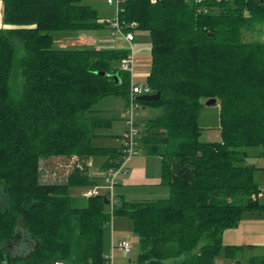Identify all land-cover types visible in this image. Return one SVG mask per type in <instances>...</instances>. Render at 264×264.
Segmentation results:
<instances>
[{"label": "trees", "instance_id": "trees-1", "mask_svg": "<svg viewBox=\"0 0 264 264\" xmlns=\"http://www.w3.org/2000/svg\"><path fill=\"white\" fill-rule=\"evenodd\" d=\"M2 2L0 264H103L113 215L132 221L142 264H215L222 253L235 263L256 248L225 244L223 236L244 213L264 210L261 167L248 150L264 155V0L121 1L122 27L151 37L147 84L161 96L138 102L161 113L137 119V146L161 158L170 196H122L113 213L102 194L79 205L70 190L96 184L93 158H104L105 172L124 161V146L94 143L114 120L93 111L109 96L128 105L131 76L116 62L129 49L54 45L66 32L110 27L85 0ZM212 98L220 107L217 142L201 140L200 116ZM52 160H64L58 167L67 175L43 183L42 163ZM247 264H264V253Z\"/></svg>", "mask_w": 264, "mask_h": 264}, {"label": "rangeland", "instance_id": "rangeland-1", "mask_svg": "<svg viewBox=\"0 0 264 264\" xmlns=\"http://www.w3.org/2000/svg\"><path fill=\"white\" fill-rule=\"evenodd\" d=\"M85 2L93 5L98 11L102 19L113 18L116 15V6L114 4H109L107 0H85ZM2 8V9H1ZM0 10L3 16V2L0 0ZM3 27H5L4 21H2ZM264 35V27L262 28ZM134 32L135 41L132 44L131 53H134V63L131 64L127 69L124 67L125 60L116 62V66L120 69L129 71L131 76V84H138L144 86L147 84V76L151 70V37L148 32H142L139 30L129 31ZM66 35H60L55 39L54 45L61 47V42L58 40L63 38L67 46L64 47H76L93 42L92 44L96 47H118L121 44H127L128 42L123 36L117 34L116 36L112 34L111 26L100 28L98 30H80V31H70L64 33ZM64 36V37H63ZM90 36V37H87ZM63 37V38H62ZM254 34L248 36V38H256ZM263 37V36H262ZM59 38V39H58ZM264 39V37H263ZM80 40L82 44L76 42ZM85 42V43H84ZM63 47V46H62ZM20 78L18 76L17 85L20 84ZM117 100H125L121 96H109L106 99L99 102L95 107H105L109 108L112 102ZM137 119H142L147 116H153L161 113V109H155L153 107H140L137 108ZM110 116H115V119L110 128H103V132L109 135L99 137L94 140V143L98 146H123L125 142V133L127 130L125 119L128 117L126 112V103L124 108L119 109L117 113H110ZM219 114L220 107L219 104L206 105L200 116V125L203 127L201 140L207 142H217L221 140V132L219 129ZM139 130L141 129L138 125ZM250 152V163L261 167L256 173V180L259 184L261 193L259 194L260 203L264 204V155H261L260 148L253 147L248 149ZM135 155L145 154L142 147L138 145L136 147ZM156 158L155 167L144 166L138 171H142L144 168L148 171L151 169L156 170L155 173L161 169L160 181L157 185L148 186L147 180L143 178V175H139L133 179L136 183H144V185H132L129 187H124V176L123 172L116 178V186L114 188V194L116 199H121L123 195L127 201H140L148 199H159L166 198L170 196V188L162 183V163L161 160ZM130 160V159H129ZM102 158L96 157L91 160V165L89 167V172L91 177L96 181V184L87 185H75L71 187V194L76 198L79 205H84L86 203L87 194L93 191L95 188L99 189L100 194L107 195L110 192V188L106 183L105 174H102ZM64 160H52L42 163V175L40 180L43 183H56L61 182L65 179L67 172L64 169L59 168L58 164L63 163ZM126 167V166H125ZM136 172V170L134 171ZM145 173V170L143 171ZM50 173V174H48ZM106 173V172H105ZM133 173V172H132ZM142 173V172H141ZM48 174V175H46ZM165 193V194H164ZM123 194V195H122ZM111 209V207H110ZM128 239L132 243V251L130 253H125L118 247L121 240ZM223 240L225 244H235L238 246H256L255 249H246L245 252L239 255V259H235V264L240 262V264H247V259L252 254H262L264 253V210L256 212H246L242 216L238 225L227 229L224 233ZM116 247L113 249V256L116 264H142L138 262V256L141 253V241L138 234L134 231L132 221L123 215H113L111 220V226L105 232V253L112 254V246ZM232 261L227 259L224 253L220 254L215 259V264H231Z\"/></svg>", "mask_w": 264, "mask_h": 264}, {"label": "built area", "instance_id": "built-area-1", "mask_svg": "<svg viewBox=\"0 0 264 264\" xmlns=\"http://www.w3.org/2000/svg\"><path fill=\"white\" fill-rule=\"evenodd\" d=\"M109 4H114L116 6V15L113 18H104L101 20V22H106L110 24L112 29L113 35H121L124 37L125 40H127L130 44H132V41L135 38L134 32L126 31L118 18V10L120 7V3L122 0H107ZM156 1V0H153ZM201 1V0H198ZM129 54L124 59V67L127 69L131 64L134 63V53H131L132 45L129 46ZM131 96L128 102V105L126 106V112L128 113V117L125 119V124L127 127L126 133H125V142H124V148H125V157L124 161L118 168H110L105 173V180L107 185L110 188V192L108 195V199L110 200L109 206L111 207V211L113 213V209L115 204H117L119 201L115 198L114 194V188L116 186V178L118 174H120V171H124L126 163L129 161V159L135 155L136 147H137V136L139 135V128L137 125V108H140L139 102L136 100V97L142 94H151V88L148 84L144 86H140L138 84L131 85ZM74 160L77 162V166H81V164L78 162L77 157H74ZM91 164V160L89 161L88 165ZM89 167V166H88ZM100 194L99 189L95 188L93 191L87 194V196ZM111 226V225H110ZM116 246H112V254H105V260L103 264H116L114 256H113V249ZM118 247L123 250L125 253H130L132 251V243L128 239L121 240L118 244ZM1 264H7L6 262H2ZM54 264H66L63 260H56Z\"/></svg>", "mask_w": 264, "mask_h": 264}, {"label": "crops", "instance_id": "crops-1", "mask_svg": "<svg viewBox=\"0 0 264 264\" xmlns=\"http://www.w3.org/2000/svg\"><path fill=\"white\" fill-rule=\"evenodd\" d=\"M2 21H3V16H2V13H1V10H0V27H3ZM62 35H66V34H62ZM61 36H58V37H61ZM87 37H90V36H87ZM135 39H136V37L134 38V40L132 41V43L135 41ZM63 40H65V39L63 38ZM63 40H61V39L58 40L59 42H61V45L60 46H63V47L64 46H67L66 43H64L65 41H63ZM94 41L95 40L93 39V42ZM76 42L82 44V42H80V40H77ZM93 42H91V43H88L87 42L86 44H92ZM129 44L130 43L128 42L127 44H121L118 47L127 48L128 49L129 46H130ZM97 48H100V47H97ZM104 99H106V98H104ZM125 103H126V100H117L116 102H112L111 105H109V108L105 107L104 110L102 109V107H95L93 113L94 114H98V115H100L102 117L111 118V119L114 120L115 119V116H113V115L110 116L111 115L110 113L111 112L113 114L114 113H117L119 111V109L124 108ZM111 126H112V124L111 125H108V127H105V129L106 128H110ZM100 132L104 133L103 132V129H101ZM104 134H106V133H104ZM107 135H109V134H107ZM155 157H158V159L161 160V158L159 156H157V155H150V154H147V153L142 154V155H140V154L133 155L130 158V160L125 165L126 166L125 167L126 170L123 172L124 173L123 174L124 176H122L124 178V185L123 186L124 187H129V186H132V185H142L143 186L144 185L143 182L142 183H136V182L133 181V179L136 178L139 175V173L143 175V178L145 180H147L148 182H151V183H148V186L157 185L159 183V181H160L161 169L158 171V173H155L156 170H154V169H151L152 170V173H151V171H148V173H147V170L145 168L142 171H138L139 169L141 170V168L144 167V166H150V165H152V166L155 167V165H156L155 163L157 161ZM101 162L103 164L104 158H102V161ZM90 165H88V166L90 167ZM89 167H88V172H89ZM135 170H136V172H134ZM144 170H145V173L143 172ZM101 171H102V174H105V171H103L102 169H101ZM89 174L91 176V173L90 172H89ZM119 175H122V174H119ZM123 196H125V195H123ZM237 263L240 264V262H237ZM231 264H235V263L232 262Z\"/></svg>", "mask_w": 264, "mask_h": 264}, {"label": "water", "instance_id": "water-1", "mask_svg": "<svg viewBox=\"0 0 264 264\" xmlns=\"http://www.w3.org/2000/svg\"><path fill=\"white\" fill-rule=\"evenodd\" d=\"M113 77H115L117 79V81H119V75L118 74H114ZM161 96V92L158 91L154 94H142L136 97L137 101H151V100H157L159 99ZM217 100L215 98L209 99L206 101V105H213L216 104ZM101 197L105 200L106 204H110V200L108 199V197L106 195H101Z\"/></svg>", "mask_w": 264, "mask_h": 264}]
</instances>
